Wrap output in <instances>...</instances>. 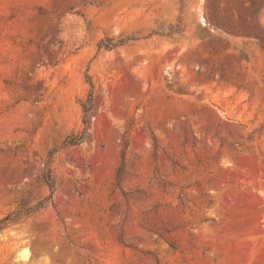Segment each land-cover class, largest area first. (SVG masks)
Listing matches in <instances>:
<instances>
[{
  "label": "rangeland",
  "instance_id": "obj_1",
  "mask_svg": "<svg viewBox=\"0 0 264 264\" xmlns=\"http://www.w3.org/2000/svg\"><path fill=\"white\" fill-rule=\"evenodd\" d=\"M0 264H264V0H0Z\"/></svg>",
  "mask_w": 264,
  "mask_h": 264
},
{
  "label": "trees",
  "instance_id": "obj_2",
  "mask_svg": "<svg viewBox=\"0 0 264 264\" xmlns=\"http://www.w3.org/2000/svg\"><path fill=\"white\" fill-rule=\"evenodd\" d=\"M2 227H0V229H1Z\"/></svg>",
  "mask_w": 264,
  "mask_h": 264
}]
</instances>
